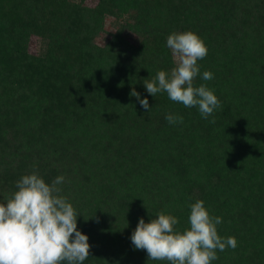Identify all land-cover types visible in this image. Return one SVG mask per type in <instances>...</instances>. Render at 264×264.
I'll return each instance as SVG.
<instances>
[{
    "label": "trees",
    "instance_id": "obj_1",
    "mask_svg": "<svg viewBox=\"0 0 264 264\" xmlns=\"http://www.w3.org/2000/svg\"><path fill=\"white\" fill-rule=\"evenodd\" d=\"M188 30L208 49L194 84L220 101L207 119L143 83ZM33 170L64 177L83 264H167L131 235L162 210L187 228L198 199L237 241L212 264H264V0H0V202Z\"/></svg>",
    "mask_w": 264,
    "mask_h": 264
},
{
    "label": "clouds",
    "instance_id": "obj_2",
    "mask_svg": "<svg viewBox=\"0 0 264 264\" xmlns=\"http://www.w3.org/2000/svg\"><path fill=\"white\" fill-rule=\"evenodd\" d=\"M141 39V38H140ZM174 67L159 70L151 79L143 81L147 92L156 97L165 92L168 98L186 108L197 107L207 119L220 101L205 84L195 86L200 74L198 61L208 49L204 40L192 30L172 32L166 40ZM202 79H213L211 71H204ZM130 96L150 111L148 99L132 88ZM169 124L183 123V117L169 113ZM214 123L215 121H211ZM64 177L57 176L47 183L38 170L23 175L16 182V191L0 202V264H83L90 254L89 238L77 228L79 216L67 197L60 195ZM188 227L177 228L175 215L158 212L146 222L143 217L131 235L135 249L146 250L148 261L167 264H212L217 250L235 248V237L222 238L217 225L222 218L210 215L202 199L189 205ZM150 213V211H149ZM151 214V213H150Z\"/></svg>",
    "mask_w": 264,
    "mask_h": 264
},
{
    "label": "rangeland",
    "instance_id": "obj_3",
    "mask_svg": "<svg viewBox=\"0 0 264 264\" xmlns=\"http://www.w3.org/2000/svg\"><path fill=\"white\" fill-rule=\"evenodd\" d=\"M94 1L95 0H88V3L89 4H92V3H94ZM110 20H108V24H107V28L108 29H111V27H110ZM129 36V38L131 39V40H133V36L131 35V34H129L128 35ZM31 50L33 51V52H39L40 50H41V44H40V40H39V38H37V37H33V39H32V42H31Z\"/></svg>",
    "mask_w": 264,
    "mask_h": 264
}]
</instances>
